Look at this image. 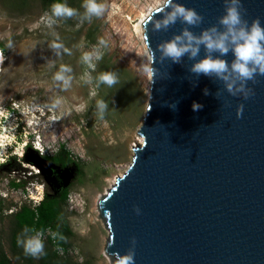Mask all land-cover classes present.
<instances>
[{"label": "water", "instance_id": "95a60500", "mask_svg": "<svg viewBox=\"0 0 264 264\" xmlns=\"http://www.w3.org/2000/svg\"><path fill=\"white\" fill-rule=\"evenodd\" d=\"M175 2L196 10L203 22L189 28L178 20L157 31L162 17L156 7L142 23L143 40L146 34L156 53V63L149 62L158 73L154 82L149 73L137 131L142 141L95 201L107 237L104 254L116 264L111 254L126 253L135 238V264H264V76L232 95L219 78L192 73L196 61L187 55L179 63L161 59L160 44L185 28L199 35L217 25L225 10L224 0ZM241 4L249 24L259 18L264 26V0ZM152 15L156 20L148 23ZM205 54L201 46L196 60ZM212 55L229 65L234 60L231 51ZM193 103L202 107L194 111ZM35 165L52 172L42 162Z\"/></svg>", "mask_w": 264, "mask_h": 264}, {"label": "rangeland", "instance_id": "374dc122", "mask_svg": "<svg viewBox=\"0 0 264 264\" xmlns=\"http://www.w3.org/2000/svg\"><path fill=\"white\" fill-rule=\"evenodd\" d=\"M96 2L105 5L99 17L86 14L84 0L72 1L74 16L55 17L41 0H0L5 56L0 68V109L5 112L0 117V253L10 264L27 263V257L11 252L10 238L14 215L23 206L33 207L26 197L31 185L41 186L43 194L68 189L62 216L72 236L63 256L57 254L61 264H111L95 201L125 171L132 147L139 144L150 84L148 55L128 18L147 14L160 0ZM85 52L101 58L94 55L89 66L82 60ZM62 65L71 69L63 73L70 78L67 88L54 79ZM105 72L115 73L118 82L102 83L99 76ZM99 100L107 104L102 118ZM37 143L41 151L35 150ZM60 149L81 169L54 166L47 158ZM11 157L15 161L8 166ZM32 157L53 174L43 172ZM44 231L53 232L52 224L46 223ZM38 259L32 257L33 263Z\"/></svg>", "mask_w": 264, "mask_h": 264}, {"label": "clouds", "instance_id": "9594fccd", "mask_svg": "<svg viewBox=\"0 0 264 264\" xmlns=\"http://www.w3.org/2000/svg\"><path fill=\"white\" fill-rule=\"evenodd\" d=\"M224 14L218 18L217 25H212L203 30L199 35L194 34L188 28H185L181 34L175 35L170 40L158 46L161 53V59H169L173 63H179L181 58L187 55L189 59L195 60L190 71L197 76H215L225 82L228 92L236 95L237 92H244V85L247 81L255 82L257 75L264 76V26H262L259 18L252 19L251 23L244 19L243 5L241 0H224ZM83 7L86 14L91 16H101L105 11V5L97 3L96 0H84ZM52 14L55 17H72L76 14V10L67 6L65 3H55L52 5ZM155 14L162 17L161 20L155 24V29L167 30L171 25L181 21L189 28L199 26L203 22V17L196 10L187 8L175 0H160L158 10ZM156 20L154 15L148 20L152 23ZM54 21H49L53 23ZM100 44H105L103 38L99 41ZM144 45L147 49L148 59L151 64L156 63V53L152 50L147 35H144ZM54 48L61 47L59 44H53ZM203 46L206 54L202 59L196 60L199 55L200 48ZM8 47H12L11 41L8 42ZM229 51L234 55V60L229 63L219 57H214L212 53H219L220 56H226ZM99 60L101 54L85 52L82 60L91 65L93 56ZM5 56L2 49H0V65L4 63ZM150 66L147 71L150 73L153 82L158 70ZM67 66L62 65L60 71L55 74L54 79L63 81L65 87L69 86V79L63 73L70 71ZM99 80L109 87L115 85L117 76L115 73L105 72L101 73ZM239 85V86H238ZM205 95H207V90ZM95 94V93H93ZM252 94V90L245 92L244 99H247ZM98 109L101 113L107 108V104L103 100L97 101ZM193 110H199L202 105L193 103ZM243 112V104L237 108V116H241ZM5 112L0 109V117L4 116ZM146 145V143H145ZM137 214L140 209L134 208ZM25 227L21 234L17 237V244L23 248L25 255L33 258H40L44 255L43 233ZM53 238H56L57 233H53ZM64 239V237H60ZM133 248L126 253L119 252L112 253L116 264H135L134 245L135 238L132 239Z\"/></svg>", "mask_w": 264, "mask_h": 264}, {"label": "trees", "instance_id": "16d2710c", "mask_svg": "<svg viewBox=\"0 0 264 264\" xmlns=\"http://www.w3.org/2000/svg\"><path fill=\"white\" fill-rule=\"evenodd\" d=\"M72 1L73 0H41L44 9L48 10L51 14L53 4L65 3L67 6L71 7ZM14 159V157L9 158L7 165H13L15 161ZM47 159L60 169H65L70 165L76 166L78 170L81 169L78 162H75L63 149L58 150L54 156ZM11 185L14 187L23 186L13 183ZM67 193V188H63L56 193H44L43 199L38 206L32 208L23 206L14 215V227L10 238V250L14 255L19 256L21 254L22 256L24 255L23 257H27L26 264H34L32 257L25 255L23 248L17 244V237L25 227L35 230L32 233L34 234L36 231H44V225L46 223H51L53 233H57L55 244L60 246L63 250L67 247L68 239L72 236L71 231L62 216V209ZM60 237H64V239H61ZM62 256L63 255H61V257ZM0 264H10L8 258L3 255V253H0ZM36 264H61L57 252L53 249V246L48 239L44 241V255L38 259Z\"/></svg>", "mask_w": 264, "mask_h": 264}, {"label": "built area", "instance_id": "2783aa9c", "mask_svg": "<svg viewBox=\"0 0 264 264\" xmlns=\"http://www.w3.org/2000/svg\"><path fill=\"white\" fill-rule=\"evenodd\" d=\"M34 148L37 151H41V147H40L39 144L36 145V146H34ZM32 171H33L34 174L37 173V171H35L34 169ZM26 190H27L26 197H27L29 203H31V205L33 207L38 206L39 203L41 202V200L43 199V195H44L43 194V189L41 188V186L31 185L30 187H27ZM39 232H42L43 233V237H42L43 238V242L45 240V237H47L46 240L48 239L50 241V243L53 246V249L57 252V254H59V255H63L64 254V250L60 246H58V245L55 244V238H53V235H52L53 232H51V231L50 232H47V231H44V232L43 231H39Z\"/></svg>", "mask_w": 264, "mask_h": 264}, {"label": "bare ground", "instance_id": "6f19581e", "mask_svg": "<svg viewBox=\"0 0 264 264\" xmlns=\"http://www.w3.org/2000/svg\"><path fill=\"white\" fill-rule=\"evenodd\" d=\"M158 7V6H157ZM154 9V8H153ZM152 9V10H153ZM152 10H150L147 14H140L139 16H138V18L136 19V20H134V21H132L131 19H129L128 18V20L130 21V23L132 24V28H133V31L135 32V33H139V35H140V39H141V42H142V45H143V48H144V50H145V52H146V54H147V49L145 48V45H144V40H143V28H142V23H143V21L146 19V17L149 15V13L152 11ZM129 21H128V23H129ZM138 35V36H139ZM148 55V54H147ZM0 68H1V65H0ZM25 117V116H24ZM33 124V123H32ZM34 125V124H33ZM141 138L140 137H138V139H137V142L138 143H141ZM1 143H2V137L0 136V147H1ZM5 143V142H4ZM31 161H33V162H35V164H37V165H40V162L38 161V159L37 158H33L32 157V159H31ZM34 165V164H33ZM38 167V166H37ZM46 169V168H45ZM42 170V169H41ZM43 171V170H42ZM112 183H113V181H112ZM100 196H102V195H100ZM105 257H107L106 255H105Z\"/></svg>", "mask_w": 264, "mask_h": 264}, {"label": "flooded vegetation", "instance_id": "af4514ba", "mask_svg": "<svg viewBox=\"0 0 264 264\" xmlns=\"http://www.w3.org/2000/svg\"><path fill=\"white\" fill-rule=\"evenodd\" d=\"M45 168V167H44ZM53 174V172H51L50 174H48V175H52Z\"/></svg>", "mask_w": 264, "mask_h": 264}]
</instances>
